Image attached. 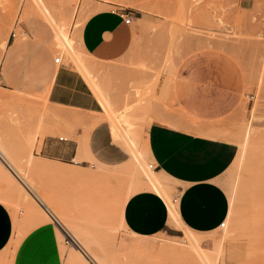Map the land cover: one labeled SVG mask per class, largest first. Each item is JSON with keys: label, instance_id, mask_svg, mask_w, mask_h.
Returning <instances> with one entry per match:
<instances>
[{"label": "rangeland", "instance_id": "obj_1", "mask_svg": "<svg viewBox=\"0 0 264 264\" xmlns=\"http://www.w3.org/2000/svg\"><path fill=\"white\" fill-rule=\"evenodd\" d=\"M59 2L67 6V12L68 4L78 6L70 27V35L72 38L74 33L78 32V53L89 69L91 66L95 67L94 73L100 79L96 81L99 88L92 83L85 66L77 67L68 52L52 45L53 31L48 25L42 31L39 24L37 31L41 33L38 36L28 31L29 35L25 39H17L20 36V20L26 16L39 17L31 7L30 0H0V21L6 25V33L0 39V47H7L0 61V95L32 99L31 101L36 103L30 109L15 110L2 101L0 129L16 152L26 151L33 159L45 162L48 166H55L59 170L70 169L81 175L66 178L53 172L32 174L43 195L51 203L52 210H61L60 212L74 223L75 230L80 234V242L70 240L67 230L64 229L66 227L61 223L59 225L56 217L49 212L46 214L40 206H37L40 210L37 209L34 206L38 205L36 200L18 181V189L10 188L14 191L17 189L18 193L10 191V194H13L11 204H6L14 219L15 230L10 243L0 253V264H15L22 245L39 228L47 224L56 229L59 250L66 264L70 252L80 256L82 261L78 264L182 262L173 255L175 258L161 257L159 263H156L151 256L160 246L182 247L189 244L190 239L188 240V236L171 212L169 227L157 235L146 237L129 232L123 216L126 196L131 193L129 200L132 195L143 189L154 191L131 155L126 162L107 165L97 160L80 162V159L62 163L49 160L41 154V147L47 136L74 138L83 142L84 137L77 135V128L81 127L87 133L94 124L104 120L109 121L111 126L109 113L127 122L130 133L141 152L143 151L142 157L149 167L153 162L146 160L145 128L154 121L184 127V123L180 121L183 120L196 130L206 126L227 130L218 136L235 142L237 154L220 180L230 202L226 226L195 235L206 251L215 253L218 264H264V0ZM119 7L127 8L143 18L133 23L143 35L133 44L130 56L114 64H104L81 50V30L87 19L97 11ZM13 32L16 37H13ZM21 43L23 47L15 53L18 65L13 68L22 82L23 87L20 88L26 92L25 97L17 95L19 93L16 89L19 88L6 82L1 72L2 63L9 56L10 49ZM47 51L51 52L53 58L61 57V62L57 65L67 63L75 66L84 75L95 94L102 93L100 89H105L111 106H103L101 98H98L103 111L86 114L52 104L44 84L49 76L45 62ZM201 51L216 52L225 56L240 70L244 83L242 99L233 114L210 124L183 111L172 87L179 65L189 55ZM172 118L179 121L171 120ZM87 119L89 123L85 122ZM111 131L113 132L112 126ZM29 138H34L35 142L31 144ZM153 172L162 180L157 171L153 169ZM85 174L90 177L84 176ZM164 186L172 200L174 212H178L175 202V198L180 194L178 188L175 185L173 188L171 184L173 190L170 193L167 186ZM28 198L34 202L31 201L32 205ZM59 202L60 207L56 204ZM145 243L151 244V248L156 246L153 250L147 245L149 252H152H148L150 255L146 252L148 247L144 250ZM92 255L99 260L96 261ZM176 259H179V262Z\"/></svg>", "mask_w": 264, "mask_h": 264}, {"label": "crops", "instance_id": "obj_2", "mask_svg": "<svg viewBox=\"0 0 264 264\" xmlns=\"http://www.w3.org/2000/svg\"><path fill=\"white\" fill-rule=\"evenodd\" d=\"M128 17H131L130 23L126 22ZM139 19L143 18L122 7L97 11L81 30V50L104 64H114L130 56L133 44L143 35L133 25ZM39 24L42 31L47 25L52 29V45L56 47L54 29L39 17L22 18L19 22L22 33L17 39H25L28 31L40 35ZM22 47L23 43L10 49L1 72L6 82L19 88L17 92L26 94L21 90L22 82L13 68L18 65L15 53ZM55 58L50 51L45 53L49 76L44 84L49 101L86 114L102 112L100 100L84 75L72 64L57 65L61 60L56 62ZM172 87L183 111L210 124L233 114L242 99L244 83L240 70L225 56L201 51L189 55L179 65ZM180 121L184 127L154 121L145 128L146 160L153 162V169L170 193L174 185L178 188L180 194L175 202L184 226L193 234L210 232L218 229L229 215V198L220 180L234 161L237 149L235 142L218 136L227 130L208 126L196 130ZM85 122L89 123V119ZM76 132L84 137L83 142L47 136L41 147L42 156L62 163L80 159V162L97 160L107 165H118L130 159L123 143L120 142L124 146L121 147L116 142L109 121L94 124L87 133L81 127ZM168 207L165 199L152 190L136 192L124 208V221L129 232L146 237L163 232L169 227ZM7 208L0 201V253L10 243L15 230L14 219ZM55 231L50 224L39 228L22 245L15 264H66Z\"/></svg>", "mask_w": 264, "mask_h": 264}, {"label": "bare ground", "instance_id": "obj_3", "mask_svg": "<svg viewBox=\"0 0 264 264\" xmlns=\"http://www.w3.org/2000/svg\"><path fill=\"white\" fill-rule=\"evenodd\" d=\"M30 3L32 5L31 7H33L35 9L36 14L39 15V17L41 16L42 18H45L51 24V26L54 28L57 47L62 51L64 50V51L68 52L72 61L75 63V65L77 67L79 65L85 66V68L87 70L86 73L89 72L91 75V76L89 75V77H91L90 79H91L92 83H94V86L98 87V82H96V81H99L100 79L94 73L95 67L91 66L89 69L87 64L84 62L83 59H81V56L78 53V49H77V45H76L77 44L76 41L78 38V32L76 31L74 33V37H72V38L70 35V27L72 25L73 18H74L76 11H77L78 6L76 4H68L69 12H67L65 10V8L67 6H64V4L62 2H59V0H30ZM5 33H6V25L0 21V39L4 36ZM5 50H6L5 45L0 47V61L2 59V56L5 52ZM100 83L101 82H99V84ZM98 88H96V90H98ZM100 88L103 89V87L101 85H100ZM96 92H98V91H96ZM100 92H102V93H99V94H102V95L99 96V94H97V93L96 94H97V97L99 99L101 98L100 100H101V103L103 104V106H105V107L111 106V103L107 100V98H109V97H107L108 94H107V92H105V89H103L102 91L100 89ZM17 93H19V94H17L19 96H24V97L26 96V94H22L20 92H17ZM105 94H106V96H105ZM6 96L0 95V107H2V101L6 102L8 107H11L15 110L30 109L31 107L34 106V103H35L34 100L31 101L32 99L29 100L27 98L24 99V98H20V97H6ZM109 114H110L109 119L111 121V126L113 129V134H114L115 139L117 141L123 143V145L126 147L127 151L130 153V155L134 159V163L137 166H139L141 168V170L143 171L146 182L148 183L149 187L152 188L156 193H158L159 195H161L165 199V201L167 202V204L169 206L168 209L170 210V212L173 215H175L176 221L179 223L178 225H180L181 228L184 230L183 232H185V234L188 236V240L190 239V241L188 242L189 244L187 246H182V247H175V246L169 247L168 246L169 247L168 248L167 246L163 245L164 247L160 246L162 248L157 247V250L153 251V253L151 252L152 253L151 256L154 257V259L156 260V263H159V259L161 257H166V258L177 257L180 259V261L184 262L185 264H218L217 263L218 261L215 259V255H214L215 253H211V252L206 251L203 248L201 241H199L200 239L198 240V237L195 234H193L192 232H190L184 226V224L180 218L179 213L177 211L174 212L173 203H172L171 198L168 195L167 189L165 188L162 180L153 172L152 165H150V167H151L150 168L145 163L144 158L142 157L143 151L141 152V148L139 149L136 140L134 139V137L130 133V129L127 126V122L118 118L119 116L118 117L116 116V118H115L114 116L111 115V113H109ZM28 140L31 142V144H33L35 142L34 138H29ZM25 153H26V151H24L22 153L16 152L12 148L10 143L8 142V140H7L6 136L4 135V133L2 132V130L0 129V201L3 202L5 205L6 204L10 205L11 199H12L11 195H13V194H10V191H13V192L16 191L18 193V190H17L18 184H19L18 181H20L21 184H23L26 191L28 190V192H30V195L32 196V198L34 200H36V202L38 203V205L34 204V206L35 207L40 206L43 208V210H45L47 212L46 214H48V212H49L50 215L56 217L59 221V225L61 223V225L63 224L62 226L66 227V228H64V227L63 228L65 229V231L67 230L66 233L70 237V240H72V241L77 240L78 242H80L78 240V239H80V236H79L80 234L75 230L74 223L70 219L65 217L63 215V212H60L61 210L60 211L56 210V212L54 210H52L53 207H52L51 203L43 195L42 190L40 188V185L35 181L32 174L42 173V172H47V173L53 172V173H56L57 175L61 174L62 176L66 177V178L67 177L76 178L78 176L80 177L81 175H79L78 172L70 170V169L59 170V169H56L55 166L54 167H51L50 165L48 166L47 163L37 161V160L32 158L31 154H29V153L25 154ZM87 175L85 174L84 176H87ZM13 187H17V189L15 191L10 189ZM124 193L126 194V192H124ZM130 195H131V193L126 196L125 201H128V198ZM27 200H29V202L32 201V200L30 201V198H28ZM32 202L30 203L31 205L34 203V202L33 203ZM61 202H59L60 205L58 203H56L57 206L60 207ZM59 207H57V208H59ZM37 209L40 210V208H38V207H37ZM70 213H71V211H70ZM67 214L71 215L69 213H67ZM50 215L48 216L49 218H51ZM45 222H46V220H45ZM225 226H226V221H225ZM77 236H79V237H77ZM149 243L150 242H148V244ZM148 244L145 243L146 246H145L144 250H146L147 249L146 247H148V246L150 247V249H153V250L155 249V247H156L155 245H153L154 248H151L152 247L151 244L150 245H148ZM149 247H148V251L146 250L148 255L151 254L149 252V250H150ZM78 248L81 249L80 246H78ZM168 253H169V255H168ZM164 254H166V255L163 256ZM173 255L175 257H173ZM93 258L96 261L99 260V259H97V257L93 256ZM179 259H176V260L178 261ZM218 259H219V257H218ZM80 261H82V259L80 258V256L78 254H76L74 252H70L68 260H67L68 264H78ZM182 262L180 264H182Z\"/></svg>", "mask_w": 264, "mask_h": 264}, {"label": "built area", "instance_id": "obj_4", "mask_svg": "<svg viewBox=\"0 0 264 264\" xmlns=\"http://www.w3.org/2000/svg\"><path fill=\"white\" fill-rule=\"evenodd\" d=\"M126 22H127V23H130V22H131V17H128V18L126 19ZM12 35H13V37H15V36H16V33L13 32ZM60 60H61V57H60V56H57V57L55 58V61H56V62H60ZM61 139H63V138H61ZM152 166H153V164H152ZM224 226H225V220L221 223V227H224Z\"/></svg>", "mask_w": 264, "mask_h": 264}]
</instances>
